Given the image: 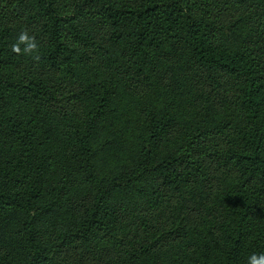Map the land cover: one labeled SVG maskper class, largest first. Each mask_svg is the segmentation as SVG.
I'll return each instance as SVG.
<instances>
[{
    "label": "trees",
    "instance_id": "obj_1",
    "mask_svg": "<svg viewBox=\"0 0 264 264\" xmlns=\"http://www.w3.org/2000/svg\"><path fill=\"white\" fill-rule=\"evenodd\" d=\"M22 31L36 52H12ZM253 255L264 0H0V264Z\"/></svg>",
    "mask_w": 264,
    "mask_h": 264
},
{
    "label": "rangeland",
    "instance_id": "obj_2",
    "mask_svg": "<svg viewBox=\"0 0 264 264\" xmlns=\"http://www.w3.org/2000/svg\"><path fill=\"white\" fill-rule=\"evenodd\" d=\"M223 118L224 119H234L235 114L230 108H227ZM115 138L116 136L113 133H110L107 131L104 132L103 135L101 136V139L104 140L105 142L106 140L111 141V140H114ZM127 146L128 144H123L122 146L119 147V150L122 151ZM115 155H112L107 152L97 153L96 162H97L98 169L102 172L111 171L114 165L117 163V160L115 159L116 157ZM200 238H201V244L203 247H207L208 245H213V242L211 241L209 234L205 230H202L200 232ZM216 251L218 254H220V251L217 248H216Z\"/></svg>",
    "mask_w": 264,
    "mask_h": 264
},
{
    "label": "clouds",
    "instance_id": "obj_3",
    "mask_svg": "<svg viewBox=\"0 0 264 264\" xmlns=\"http://www.w3.org/2000/svg\"><path fill=\"white\" fill-rule=\"evenodd\" d=\"M21 45H24L23 53L32 54L38 50L34 36H29L27 31H22L17 39V42L11 46L12 52L21 54ZM38 59V57H36ZM248 264H264V255H253L249 258Z\"/></svg>",
    "mask_w": 264,
    "mask_h": 264
}]
</instances>
